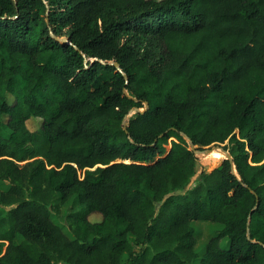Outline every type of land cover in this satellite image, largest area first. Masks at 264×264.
I'll list each match as a JSON object with an SVG mask.
<instances>
[{
	"label": "trees",
	"instance_id": "1",
	"mask_svg": "<svg viewBox=\"0 0 264 264\" xmlns=\"http://www.w3.org/2000/svg\"><path fill=\"white\" fill-rule=\"evenodd\" d=\"M0 182V264H264V0H0Z\"/></svg>",
	"mask_w": 264,
	"mask_h": 264
},
{
	"label": "rangeland",
	"instance_id": "2",
	"mask_svg": "<svg viewBox=\"0 0 264 264\" xmlns=\"http://www.w3.org/2000/svg\"><path fill=\"white\" fill-rule=\"evenodd\" d=\"M111 16H107L104 19V22L108 23L111 20ZM129 43L132 46L137 47L143 54L150 55L151 57H157L159 56L158 50L155 47V44L153 40L151 39H140L137 36H133L128 39ZM41 125V120L38 118L31 119L28 122V127L30 130L35 131L37 130ZM229 144V140H227L225 143H218V144H212L211 146H208L204 148L199 154H197V161H196V175L192 179L191 184L189 187H187L184 191H179L176 194H183L185 191L193 187L195 183L198 181V176L202 171H205L207 173L213 171L215 168L219 167L223 160L226 158L223 151L224 146ZM170 145V144H169ZM9 188L8 185L0 182V190H7ZM80 209V206L75 201H69L59 208V213L54 212L51 216L52 220L59 225L63 232L70 237L73 238V234L70 229L69 221L67 219V216L70 215L73 212H76ZM5 210L0 209V214H4ZM89 220L91 222H100L102 221V216L100 214H93L89 217ZM195 231H196V239H197V251L199 255H203L205 252V248L209 240L216 236L218 231L222 228L221 224L218 223H212V222H204V221H195L193 223ZM227 239L222 240L220 243L222 248H227ZM6 248V246L3 245V250ZM195 264H198L195 263Z\"/></svg>",
	"mask_w": 264,
	"mask_h": 264
},
{
	"label": "water",
	"instance_id": "3",
	"mask_svg": "<svg viewBox=\"0 0 264 264\" xmlns=\"http://www.w3.org/2000/svg\"><path fill=\"white\" fill-rule=\"evenodd\" d=\"M62 41H66V39H62ZM115 64V66H118V64L117 63H114ZM127 78V77H126ZM189 143H190V150H192L193 152H195L196 153V155L197 154H199L201 151H199V150H197L198 149V146H196L191 140H189ZM223 153H224V155H225V159H228V160H230L231 162L233 161V159H232V156L230 155V153L228 152V151H226V150H224L223 151ZM224 159V160H225ZM233 172L236 174V172H235V170L233 169Z\"/></svg>",
	"mask_w": 264,
	"mask_h": 264
}]
</instances>
